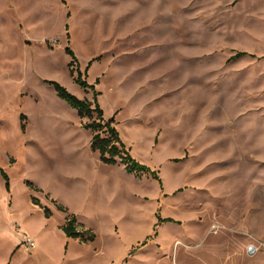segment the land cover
<instances>
[{
  "label": "rangeland",
  "instance_id": "obj_1",
  "mask_svg": "<svg viewBox=\"0 0 264 264\" xmlns=\"http://www.w3.org/2000/svg\"><path fill=\"white\" fill-rule=\"evenodd\" d=\"M66 47L161 188L90 149ZM0 171V264H264V0H0Z\"/></svg>",
  "mask_w": 264,
  "mask_h": 264
},
{
  "label": "trees",
  "instance_id": "obj_2",
  "mask_svg": "<svg viewBox=\"0 0 264 264\" xmlns=\"http://www.w3.org/2000/svg\"><path fill=\"white\" fill-rule=\"evenodd\" d=\"M64 52L70 58V62L67 65L69 76L72 78L74 72H76V77L73 79V82L82 90H90L93 96L92 101L78 99L56 82L46 83L53 89L59 100L75 111L79 119L86 118L92 120L93 116H95V121L82 125L83 129L89 131L91 134L90 149L98 154L99 161L102 164L107 166L120 165L123 167L126 174L134 175L135 177L142 175L148 176L150 179L156 181L161 188L158 173L147 166L137 163L129 155V151L126 150L125 145L122 143L119 134L114 127L113 119L104 120L102 109L99 107L96 100L99 93L94 90L93 85H89L85 81L88 67L84 70V77L82 79V76L78 71V62L73 52L68 47L64 49ZM240 55L243 54H237L236 57ZM73 67L75 71H73ZM95 84H97V81ZM0 176L4 182V189L8 192V179L2 171H0ZM27 187L31 190L39 191L29 183L27 184ZM31 203L34 206H39V203L35 198H31ZM54 205L58 212H67L62 205L56 204L55 202ZM42 212L45 219H49L52 216L51 211L47 208H42ZM164 223H173V221L171 219L158 218L157 225ZM59 229L68 240H75L83 244L93 243L95 240V235L92 230L84 228L82 224L77 222V218L71 214L66 216L64 224Z\"/></svg>",
  "mask_w": 264,
  "mask_h": 264
},
{
  "label": "built area",
  "instance_id": "obj_3",
  "mask_svg": "<svg viewBox=\"0 0 264 264\" xmlns=\"http://www.w3.org/2000/svg\"><path fill=\"white\" fill-rule=\"evenodd\" d=\"M21 245L24 247V250L27 252L28 250L29 251H32L34 248H35V244L34 242L28 238V237H23L22 240H21Z\"/></svg>",
  "mask_w": 264,
  "mask_h": 264
},
{
  "label": "crops",
  "instance_id": "obj_4",
  "mask_svg": "<svg viewBox=\"0 0 264 264\" xmlns=\"http://www.w3.org/2000/svg\"><path fill=\"white\" fill-rule=\"evenodd\" d=\"M68 240V239H67ZM10 263V262H9Z\"/></svg>",
  "mask_w": 264,
  "mask_h": 264
}]
</instances>
